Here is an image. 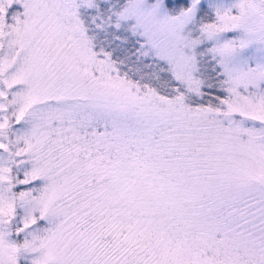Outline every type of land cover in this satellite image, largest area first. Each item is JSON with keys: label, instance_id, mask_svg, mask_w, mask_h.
Instances as JSON below:
<instances>
[{"label": "snow or ice", "instance_id": "6c2138e0", "mask_svg": "<svg viewBox=\"0 0 264 264\" xmlns=\"http://www.w3.org/2000/svg\"><path fill=\"white\" fill-rule=\"evenodd\" d=\"M0 264H264V0H0Z\"/></svg>", "mask_w": 264, "mask_h": 264}]
</instances>
